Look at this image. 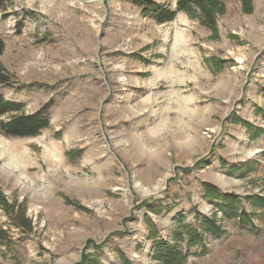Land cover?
<instances>
[{"label":"rangeland","instance_id":"374dc122","mask_svg":"<svg viewBox=\"0 0 264 264\" xmlns=\"http://www.w3.org/2000/svg\"><path fill=\"white\" fill-rule=\"evenodd\" d=\"M3 5L0 96L48 126L0 132V264H264V0Z\"/></svg>","mask_w":264,"mask_h":264},{"label":"trees","instance_id":"16d2710c","mask_svg":"<svg viewBox=\"0 0 264 264\" xmlns=\"http://www.w3.org/2000/svg\"><path fill=\"white\" fill-rule=\"evenodd\" d=\"M210 0H176V10L168 7L157 6L150 0H135V3L142 7L144 14L152 13L154 20L158 23L171 21L177 11L188 12L193 8L200 10L205 20L212 23L211 14L208 10ZM3 0H0V9L3 8ZM4 50V42L0 37V55ZM8 82V76L0 68V84ZM22 104L10 102L0 96V132L12 137H31L48 126L47 105L32 114H18ZM8 116L7 119H4ZM207 190L211 191L210 187ZM6 232L0 228V241L5 240ZM157 255L163 264H182L183 258L180 252L172 248L160 247Z\"/></svg>","mask_w":264,"mask_h":264},{"label":"bare ground","instance_id":"6f19581e","mask_svg":"<svg viewBox=\"0 0 264 264\" xmlns=\"http://www.w3.org/2000/svg\"><path fill=\"white\" fill-rule=\"evenodd\" d=\"M2 149H4V151L5 150H8L9 151V146L7 145V144H5V143H2ZM9 155V154H8ZM8 162H9V164H11V166H14L15 168H20V165L17 163V161L14 159V156H11V154L8 156ZM58 163V162H57ZM136 187H138L139 188V185L138 184H136ZM144 194H146L148 191H146V190H143V189H141V188H139Z\"/></svg>","mask_w":264,"mask_h":264}]
</instances>
